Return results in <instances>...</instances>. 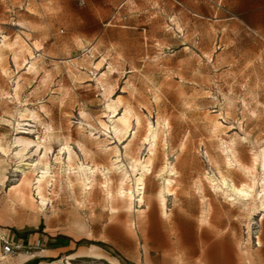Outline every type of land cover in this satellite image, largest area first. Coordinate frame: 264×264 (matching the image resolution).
Wrapping results in <instances>:
<instances>
[{
    "label": "rangeland",
    "instance_id": "rangeland-1",
    "mask_svg": "<svg viewBox=\"0 0 264 264\" xmlns=\"http://www.w3.org/2000/svg\"><path fill=\"white\" fill-rule=\"evenodd\" d=\"M0 144V264H264V208L221 184L262 192L264 0H0ZM65 145L99 170L86 194L68 183ZM46 162L48 205L11 203ZM147 164L143 203L112 211L123 172ZM5 242L22 248L6 257Z\"/></svg>",
    "mask_w": 264,
    "mask_h": 264
},
{
    "label": "bare ground",
    "instance_id": "bare-ground-1",
    "mask_svg": "<svg viewBox=\"0 0 264 264\" xmlns=\"http://www.w3.org/2000/svg\"><path fill=\"white\" fill-rule=\"evenodd\" d=\"M16 59V58H15ZM106 84V83H104ZM16 89V88H15ZM114 103V102H113ZM110 105V104H109ZM33 113V112H32ZM32 116V115H31ZM36 117V116H34ZM128 117V116H127ZM36 119V118H35ZM112 125H113V131L114 134L116 136H119L120 134H122L128 127V119L127 118H121V119H112ZM139 124V123H138ZM216 127V126H215ZM218 127V125H217ZM216 127V128H217ZM221 127V126H219ZM153 128V127H152ZM151 128V129H152ZM218 129V128H217ZM150 131V130H149ZM152 131V130H151ZM42 133V132H41ZM152 134V133H151ZM48 136V135H47ZM158 136H159V127H157L155 129V131L153 132V136L152 137V144L149 146L150 147V154L151 157H153L155 155V150H156V145H157V141H158ZM147 139V138H146ZM236 139H238L236 137ZM41 139V143H42ZM133 140V139H132ZM147 140H150L149 138ZM240 140V139H239ZM232 141V140H231ZM40 142V141H39ZM133 142V141H132ZM234 142V141H233ZM231 142L227 145L226 147V160L228 161V167L230 169H232V165L233 163H238L239 164V160H238V151L237 148L235 147L234 143ZM66 143V142H65ZM20 149L16 152L15 156H21L25 151L26 148L30 145V143L28 142H23V141H19L18 142ZM226 144V143H224ZM66 146V145H65ZM81 147V146H80ZM129 147V146H128ZM239 147V146H238ZM46 148V147H45ZM83 148V147H82ZM224 148V147H223ZM85 149V148H84ZM44 150V149H43ZM66 154H67V165L69 166H73L76 164V169L73 170V172H71L70 174L67 175L68 178V183L70 184V186H77L79 187L83 193H88L90 192L92 189L91 185L92 182H96L97 181V174L99 173V170L90 165H87L86 162L85 163H77V161L79 159L77 156V153L70 148L69 146H66L65 149ZM116 150V149H115ZM0 152L7 154V150L4 146H2L0 144ZM107 152V151H106ZM118 152V151H117ZM223 152V151H222ZM240 152V151H239ZM254 152V151H253ZM119 153V152H118ZM83 154V153H82ZM90 154V153H89ZM115 154V153H114ZM86 155V154H85ZM120 156V155H119ZM263 156H264V152H263ZM47 157V153H44L43 156V160H46L45 158ZM150 157V156H149ZM158 157V156H157ZM88 158V157H87ZM155 158V157H154ZM156 159V158H155ZM42 160V162H43ZM116 160V159H115ZM41 161V160H40ZM86 161V160H85ZM153 161V160H152ZM167 161V160H166ZM144 162V161H143ZM154 162V161H153ZM260 162V157L259 155H256L254 158V166L253 168H246L245 171L247 174H250L252 177H255L256 171H257V166ZM41 163V162H40ZM121 163V162H120ZM119 163V164H120ZM148 163V162H147ZM169 163V162H168ZM34 164V163H33ZM32 164V165H33ZM36 164V163H35ZM34 164V165H35ZM45 164V162H44ZM117 161L112 165V177H109V181L113 183V179L116 176V174H120V170L122 169V166H120ZM122 164V163H121ZM225 164V163H224ZM31 165V166H32ZM49 164L46 162V169L42 172V173H38L36 175H34L33 177H31L29 174H27L26 172H24L20 178V180L18 181V185L14 186L11 190L12 193L9 196V200L11 203L14 204H21V206H25L27 208H29V210H32L34 212L37 211V209L42 206L45 208V206L48 205L50 199L48 198V193L50 192L51 188L53 187V177L52 174L49 170ZM137 162H136V166H137ZM153 165V164H152ZM152 165H145L144 169L142 171V173L140 174V176H133L130 177L128 176L127 172H123L122 174V191L119 193H116V195L111 192L110 193V197H111V201H112V211H115L117 208L114 207V203L116 204H122L125 206V208L129 211L132 212L134 204H135V200L136 198H138V202L139 204H142L145 198V180L147 175H150L152 173ZM173 165V164H172ZM170 165V166H172ZM1 163H0V167H1ZM218 166L220 167V165L218 164ZM217 166V168H218ZM241 166V165H239ZM29 167V166H28ZM41 167V166H40ZM74 167V166H73ZM33 168V167H32ZM31 168V169H32ZM169 165L166 166V169L168 170ZM69 169V168H68ZM170 169V168H169ZM219 169V168H218ZM230 169H228V171H230ZM70 170V169H69ZM220 170V169H219ZM103 171V170H102ZM104 171H110L109 169H106ZM136 171V169H135ZM221 171V170H220ZM235 171V170H234ZM238 171V170H237ZM169 172V171H168ZM233 172V170H231V173ZM0 173H1V169H0ZM32 173V172H31ZM170 173V172H169ZM171 173H173L172 169H171ZM242 173V172H240ZM32 175V174H31ZM103 175V174H102ZM219 175V174H218ZM244 175V174H243ZM212 179V178H211ZM67 180V179H66ZM60 181V180H59ZM212 181V180H211ZM257 181V180H256ZM130 182L132 185L129 188V194L128 192H125V186H127V183ZM168 182V186H171L173 183V180L171 178L167 179ZM120 183V182H119ZM212 184V183H211ZM214 184V183H213ZM221 184L223 185V187L228 188L230 191H232L235 195L239 196V198H241L242 201L250 203L251 200H253V202L257 203L259 202V207L264 208V183L262 184V192H260V194L258 195V197L256 198L254 196L255 194V186L251 185V184H245V185H240L241 187L236 186L235 184H230L225 177H222L221 179ZM257 184V183H256ZM134 186L136 188V193L138 194V197L134 194L133 189ZM203 186V185H201ZM108 187V185L106 186V188ZM105 188V189H106ZM168 188V187H167ZM72 190V189H71ZM204 190V189H202ZM218 189H216L217 191ZM221 190V189H220ZM171 191V189H170ZM203 192V191H202ZM94 193V192H93ZM204 194V193H203ZM262 194V195H261ZM159 204H160V208L163 214H167V200L164 196V193H162V191L159 194ZM212 203V202H211ZM209 204V203H208ZM210 205V204H209ZM211 206V205H210ZM213 206V205H212ZM78 207V206H76ZM255 207V206H254ZM257 207V206H256ZM255 207V209H256ZM23 208V207H22ZM24 209V208H23ZM211 210V209H210ZM40 211V210H39ZM77 209L74 210V215L77 216ZM263 212V211H262ZM36 214V213H35ZM206 221V220H205ZM207 223V222H206ZM263 223V222H262ZM208 224V223H207ZM209 226V225H207ZM215 226V225H214ZM212 227V226H211ZM212 229V228H211ZM2 249V244L0 242V250ZM2 257V256H0ZM3 258V257H2ZM1 260V259H0ZM62 264H72L70 261H67L66 263H62Z\"/></svg>",
    "mask_w": 264,
    "mask_h": 264
},
{
    "label": "built area",
    "instance_id": "built-area-1",
    "mask_svg": "<svg viewBox=\"0 0 264 264\" xmlns=\"http://www.w3.org/2000/svg\"><path fill=\"white\" fill-rule=\"evenodd\" d=\"M22 248V244L15 245L12 242H5L3 246V254L6 257L14 256L19 249Z\"/></svg>",
    "mask_w": 264,
    "mask_h": 264
}]
</instances>
